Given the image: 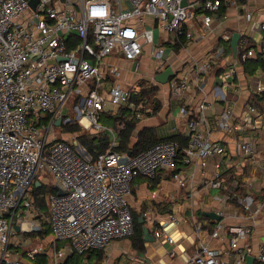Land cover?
<instances>
[{
  "label": "built area",
  "instance_id": "2783aa9c",
  "mask_svg": "<svg viewBox=\"0 0 264 264\" xmlns=\"http://www.w3.org/2000/svg\"><path fill=\"white\" fill-rule=\"evenodd\" d=\"M31 1L0 0V264H28L12 257L9 243L15 226L24 231L30 218L43 214L33 195L43 175H50L56 188L47 197L56 245L68 243L73 253L84 255L133 236L134 180L155 179L160 170L174 169L177 141H160L138 155L117 152L114 142L93 159L76 148L78 142L56 136V128L68 124L95 133L105 131L101 117L109 104L128 107L138 120L145 118L149 109L131 101L133 87L121 85L123 69L106 60L114 56L134 63L146 45H154L147 17L153 20L152 26L174 36L173 44H180L203 38L195 26L199 24L205 33L224 19L223 10L244 14L248 29L241 34L236 57L231 47L234 33L227 32L221 40L231 51L225 45L213 47L206 60L195 65L208 76L213 63L230 58L214 88L220 101H235L229 91L236 86L239 69L259 53L264 57V6L250 10L249 0H187V5L182 4L184 0H33L35 6ZM158 48L154 55L161 68L164 48ZM247 77L250 95L239 116L226 110L209 121L204 115L208 104L202 103L200 117L188 122L184 162L199 161L205 167L211 157L222 158L206 182L218 191L216 203L220 204L216 213L221 219L211 237L221 238L227 231L230 236L227 249L202 242L185 264H246L253 254L248 240L264 213V202L254 195L264 178V146L258 141L264 140V70ZM168 85L172 99L182 100L191 92L187 77ZM180 113L190 115L186 105ZM204 124L207 133L200 130ZM214 127L236 136V153L211 139ZM107 130L115 135L113 129ZM248 168H260L261 176L241 178ZM224 173L232 179L228 181ZM227 218L248 223L229 225ZM172 222L181 223L176 218ZM197 231L199 235L203 231L200 222ZM154 237L175 243L162 228H155ZM40 254L36 250L28 256L35 259ZM63 254L64 247L56 251L57 257ZM256 261L264 264V243Z\"/></svg>",
  "mask_w": 264,
  "mask_h": 264
},
{
  "label": "crops",
  "instance_id": "0c3cea01",
  "mask_svg": "<svg viewBox=\"0 0 264 264\" xmlns=\"http://www.w3.org/2000/svg\"><path fill=\"white\" fill-rule=\"evenodd\" d=\"M262 6H264V0L248 1L250 10H256ZM222 12L224 13H220V16L224 15V19L220 18L205 33L199 24L198 27L197 25L195 26L194 30L197 33L201 32L204 35L203 38L198 39L197 36L195 41H183L182 44H173L174 36L172 34H168L154 26H148V29L154 30L155 41L158 40L160 46L165 45L164 54L167 58H162L161 68L159 66L161 61H157L153 68L147 67L151 58L154 57L155 46L152 45H150L154 47L152 49L146 45L142 57L134 63L125 62L114 56L107 58V64H114L123 69L121 85L125 89L133 87L134 90H137L138 83L141 81H148L151 85L158 88L155 99L159 100L160 109L157 113H153V104L152 106L151 104L147 106L149 114L138 123L135 135L132 138V144L137 142V133L145 128H154L161 139L177 135L185 136L189 120L200 117L199 107L202 103L208 104L204 115L209 121H212V118L226 110H231L236 117L241 114L250 95L249 79L247 77L249 73L245 71L244 67L239 69L236 86L229 91L232 98L235 96L236 100L228 102L218 100L214 93V88L219 83L218 75L222 70L221 67L231 63L230 58L227 56L221 64L220 61L213 63V68L208 76L195 69V65L202 64L206 60V55L211 52L213 47L225 45L221 40L222 34L227 32L243 34L248 29V22L243 13H239L236 9L223 10ZM151 22L154 24L152 19ZM141 64L145 65V67L144 70L139 72ZM168 67H173L176 73L174 78L170 79L171 83L184 77L189 78L191 92L188 97L182 100L172 99L170 85H162L155 81V75ZM235 91L238 93L236 94ZM183 105H186L189 109V116H183L180 113ZM121 108H126V106ZM121 108L109 104L105 113L108 116H116ZM105 121L107 123L103 125L106 129L100 133H106L109 136L110 145L108 149L114 142H116L117 148L120 144L119 133L122 123L118 122L116 125L111 126L110 119L107 118ZM107 129H113L115 135ZM200 130L207 133L206 125H201ZM100 133L94 135H99ZM211 139L222 141L229 151L236 153L237 139L234 134H226L214 127ZM258 141L260 145L264 146V140L258 139ZM83 149L85 150L84 155L92 157L84 146ZM183 158L185 159V157ZM221 162L222 158L220 156L211 157L207 160V166L204 167L199 161L187 165L182 159L180 168L177 169L175 164L172 170H160L155 179L137 177L132 184V194L130 196L133 214L139 215L140 218L145 215L143 225H146L153 235L155 228H162L167 235L173 237L175 243L170 244L157 238H155V241L147 242L143 236L142 249H140L134 246L130 237L117 239L103 250L106 252L105 255L109 261L112 262L111 264H185L186 260L199 250L202 242L214 248L227 249L229 232H225L221 238L213 239L211 236L217 222L204 216V212H216V210L220 209V204L216 203L218 191L208 187L206 182L213 178L215 164ZM225 167L226 165L224 164L223 170ZM252 171L253 173H251ZM248 173L245 174L244 178L251 175L261 176L262 171L260 168H248ZM225 176L229 178L228 173ZM42 178L39 181V185L41 183L46 184ZM181 180L184 181V186H182ZM256 186L254 195L259 201L264 202V178L261 177ZM173 218L179 219L181 223L179 225L174 224L172 222ZM227 220L229 225H244L248 223L245 219L233 221L227 218ZM198 222L203 225L201 235L197 231ZM248 243L253 248L252 255L257 257L260 246L264 243V213L253 227ZM57 246L59 247L60 245ZM68 248V245L64 247V251ZM11 253L13 254L12 249ZM171 253H175V255H171ZM73 254L72 251L71 256ZM95 261L97 260H89L90 264ZM254 264H257V261Z\"/></svg>",
  "mask_w": 264,
  "mask_h": 264
},
{
  "label": "trees",
  "instance_id": "16d2710c",
  "mask_svg": "<svg viewBox=\"0 0 264 264\" xmlns=\"http://www.w3.org/2000/svg\"><path fill=\"white\" fill-rule=\"evenodd\" d=\"M182 44V43H180ZM179 49V47H177ZM226 51L230 52L231 47L230 45L226 46ZM245 71L249 74H254L258 70H264V57L259 53L255 59H250L244 64ZM134 90L132 94L131 101L135 102L138 106L141 104L142 108L146 107L149 104H153L154 111L153 113H157L160 109V103L157 98L158 88L154 85H151L148 81H141L138 83V86ZM144 109V111L146 110ZM149 114L148 112L146 115ZM110 119V125L114 126L116 123L121 122L124 124V127L120 130L119 138L120 144L115 149L117 152L120 153H131L132 155H138L145 150L149 149L153 145L157 144L163 140L169 141H177L180 145V148L177 153L176 159V167L177 169L182 165V159L185 157V149L189 145V137L187 136H172L167 139H161L158 137L156 130L154 128H145L137 133V142L132 144V138L135 135V130L140 122L137 119L135 114L128 108H121L116 116H108L107 113H103L101 117L102 125H106L105 119ZM103 125V126H104ZM73 132H77L79 130L78 126L75 127H68ZM80 140L83 146L88 150V152L92 155L93 159H97L100 154H103L107 151L110 145L109 136L105 133H100L99 135H90L80 137ZM248 173V169H246L245 174ZM253 173V171L251 172ZM245 174L241 177L244 178ZM249 175V173H248ZM232 176L229 174V178L227 180H231ZM56 193L55 186L50 187L47 184L35 185L33 187V195L35 199V203L41 208L42 212L46 213L47 215H41L39 219L42 221L41 224V231L38 233V236L41 239L48 238L52 236V228L49 222V205L47 201V197L52 194ZM133 220L135 224V234L130 238L133 240L134 246L137 248L142 249L141 243L143 241V224L139 222L140 216L133 214ZM88 255V260H85V256ZM78 256L76 259L74 257ZM102 258L101 250H94L90 251L84 255H79L74 253L72 256L68 258V260L63 264H90L89 260L96 259L100 261ZM34 264H50V258L46 254H40L35 259L32 260Z\"/></svg>",
  "mask_w": 264,
  "mask_h": 264
},
{
  "label": "rangeland",
  "instance_id": "374dc122",
  "mask_svg": "<svg viewBox=\"0 0 264 264\" xmlns=\"http://www.w3.org/2000/svg\"><path fill=\"white\" fill-rule=\"evenodd\" d=\"M113 3H115V0H113ZM147 21H148L147 22L148 26H152L150 17H147ZM153 46H155V48L150 45H148L147 47L151 49L154 48L155 53H156L159 49L158 47L160 46L159 41L156 40ZM162 47L165 48V45L164 46L162 45ZM163 58L166 59L167 56H165L164 54ZM157 61H158L157 57L156 55H154V57L151 58L149 65H147V67L153 68L154 65H156ZM144 67L145 65L141 64L139 68V72L144 70ZM66 111L68 112L67 109ZM71 126L72 127L78 126L79 130L77 132H73L70 129H67L68 127H71ZM56 134L58 138L65 139L68 142H72V143L78 142L76 148L80 151L83 149V144L80 140V137L82 136L89 137L90 135H94L96 133H93L91 130H86L82 128L79 124H68L63 127H57ZM42 180L50 187L54 186V179L50 175H43ZM44 215H47V214L44 213ZM26 224L29 225V227L26 228L24 231H21L19 233L13 232L11 235L9 246L13 250V254H11L13 258L26 260L27 263L29 262L30 264H34L32 259L28 256V253L31 251L37 250V251H40L42 254L48 255V257L50 258V264H56V263L63 264L68 260V258L72 254V251L70 250V248L65 250L62 256H58V257L56 256V251H58L61 247H66L68 243L61 242L59 243L61 247L60 246L58 247L52 236L45 238V239H41L38 236V233H40L41 231V224H42V221L39 219V217L30 218L26 222ZM101 252H102L101 260L95 261L92 264H111L112 262H110L108 257L105 255L106 252H104L103 250H101ZM77 257L78 256L74 257V259H76ZM85 260H88V255L85 256Z\"/></svg>",
  "mask_w": 264,
  "mask_h": 264
},
{
  "label": "water",
  "instance_id": "95a60500",
  "mask_svg": "<svg viewBox=\"0 0 264 264\" xmlns=\"http://www.w3.org/2000/svg\"><path fill=\"white\" fill-rule=\"evenodd\" d=\"M182 4L183 5H187L188 1L184 0ZM31 5L35 6V1L32 0L31 1ZM240 38H241V34L240 33H235L233 35V38H232V41H231V47H232V51H233V56L234 57H236V55H237V48H238V43H239ZM175 74L176 73H175L173 67H168V68L158 72L155 75L154 79L159 84L165 85V84H168L170 82L171 78H174ZM60 123H61V120H58L57 123H56L57 126L60 125ZM36 185L38 186L39 183H37ZM204 216H206L208 218H211L213 220H216V221H219L221 219V217L219 215H217L216 212H204ZM144 220H145V215H143L140 218L139 222L141 224H144V222H145ZM15 230H16L17 233L21 232L20 226H15ZM143 232H144L145 241H147V242L155 241L154 235L151 233L150 229L146 225H143ZM255 261H256V257L251 255V256L248 257L246 264H254Z\"/></svg>",
  "mask_w": 264,
  "mask_h": 264
},
{
  "label": "bare ground",
  "instance_id": "6f19581e",
  "mask_svg": "<svg viewBox=\"0 0 264 264\" xmlns=\"http://www.w3.org/2000/svg\"><path fill=\"white\" fill-rule=\"evenodd\" d=\"M28 227H29V225H27V224L24 225V229H26V228H28Z\"/></svg>",
  "mask_w": 264,
  "mask_h": 264
}]
</instances>
